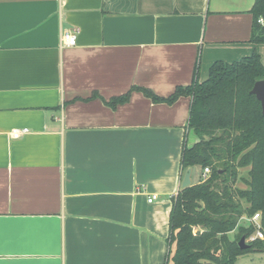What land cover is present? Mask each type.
Instances as JSON below:
<instances>
[{"label": "crops", "instance_id": "0c3cea01", "mask_svg": "<svg viewBox=\"0 0 264 264\" xmlns=\"http://www.w3.org/2000/svg\"><path fill=\"white\" fill-rule=\"evenodd\" d=\"M254 2L0 0V264L166 263L191 98L107 102L261 54Z\"/></svg>", "mask_w": 264, "mask_h": 264}, {"label": "trees", "instance_id": "16d2710c", "mask_svg": "<svg viewBox=\"0 0 264 264\" xmlns=\"http://www.w3.org/2000/svg\"><path fill=\"white\" fill-rule=\"evenodd\" d=\"M251 12V41L264 44V25L258 22L264 18V0H255ZM261 79L264 59L254 50L237 61L214 62L205 80L195 77L168 96L136 86L107 102L116 107L134 89L157 103L191 98L182 174L194 166L202 172L209 167L210 174L203 179L201 172L198 182L173 197L165 264H236L243 254L264 252V239L246 241L245 249L239 246L243 236L248 239L255 232L253 224L241 223L243 217L259 212L264 231V113L251 93ZM189 134L196 137L193 144L188 143Z\"/></svg>", "mask_w": 264, "mask_h": 264}, {"label": "built area", "instance_id": "2783aa9c", "mask_svg": "<svg viewBox=\"0 0 264 264\" xmlns=\"http://www.w3.org/2000/svg\"><path fill=\"white\" fill-rule=\"evenodd\" d=\"M261 25H264V18H260L258 21ZM61 40L62 43L68 46H74L77 42V32L76 30H72V29H65L62 32L61 35ZM29 132L28 128H24V129H14L12 131V136L13 138H18L20 137L23 133H27ZM210 174V169L209 167L204 168L203 172H202V177L203 179H206L208 177V175ZM158 199V194H151L148 197V201L149 202H153L155 200ZM243 219H247L249 224H253L255 226V232L253 234H251L247 240V242L249 241H253L255 239H264V231L262 230L261 227V214L255 213L253 216L250 217H243Z\"/></svg>", "mask_w": 264, "mask_h": 264}, {"label": "water", "instance_id": "95a60500", "mask_svg": "<svg viewBox=\"0 0 264 264\" xmlns=\"http://www.w3.org/2000/svg\"><path fill=\"white\" fill-rule=\"evenodd\" d=\"M251 93L254 94L257 97V99L261 102L262 112L264 113V79L255 82L253 88L251 89ZM191 173H192V168H188L183 178V182H182L183 188L191 185L192 182ZM239 246L243 249L249 247L248 243L246 242L245 236H243L239 241Z\"/></svg>", "mask_w": 264, "mask_h": 264}, {"label": "rangeland", "instance_id": "374dc122", "mask_svg": "<svg viewBox=\"0 0 264 264\" xmlns=\"http://www.w3.org/2000/svg\"><path fill=\"white\" fill-rule=\"evenodd\" d=\"M260 52L262 55V58L264 59V44L260 45ZM193 136V135H192ZM202 170L199 168L197 171V177L200 178ZM246 172V169H244L243 173ZM240 186L244 187L245 184L239 183ZM242 224L248 225L247 219H242L241 220ZM247 241V240H246ZM236 264H264V252H249L246 254H243L238 257L237 263Z\"/></svg>", "mask_w": 264, "mask_h": 264}]
</instances>
